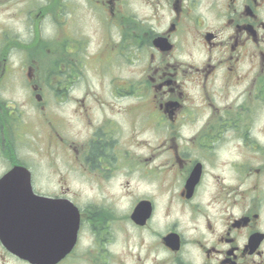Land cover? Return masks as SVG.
<instances>
[{
	"label": "flooded vegetation",
	"instance_id": "1",
	"mask_svg": "<svg viewBox=\"0 0 264 264\" xmlns=\"http://www.w3.org/2000/svg\"><path fill=\"white\" fill-rule=\"evenodd\" d=\"M88 79L107 90L76 95ZM263 112L264 0H0V178L25 167L75 205L69 264H264ZM29 134L120 201L78 198L68 173L37 185Z\"/></svg>",
	"mask_w": 264,
	"mask_h": 264
},
{
	"label": "water",
	"instance_id": "2",
	"mask_svg": "<svg viewBox=\"0 0 264 264\" xmlns=\"http://www.w3.org/2000/svg\"><path fill=\"white\" fill-rule=\"evenodd\" d=\"M23 172L27 171L15 168L0 181V188L4 193L8 190L9 199H12H0V240L8 251L31 264H54L70 247L73 238L70 232L74 227L70 217L66 224L63 223L62 211L66 209L32 195ZM15 180L18 186L13 188L10 184ZM19 188V193L14 195ZM17 196L18 199H13ZM9 205L12 206L8 208ZM47 230H63V240L45 241L52 236L42 233Z\"/></svg>",
	"mask_w": 264,
	"mask_h": 264
},
{
	"label": "rangeland",
	"instance_id": "3",
	"mask_svg": "<svg viewBox=\"0 0 264 264\" xmlns=\"http://www.w3.org/2000/svg\"><path fill=\"white\" fill-rule=\"evenodd\" d=\"M16 3L12 2V8L10 10L11 13L17 12L16 11ZM18 9V8H17ZM128 76V74L124 73V77ZM98 80L96 79H88V80H83L82 84L79 86L78 94H82L84 91H89L93 93L94 88L97 86ZM101 88L96 87V93L99 92ZM125 105H130L132 104L131 101H124ZM52 107V104L50 106V109ZM49 109V111H50ZM261 118L264 119V112L261 114ZM125 120V117H124ZM125 123V122H124ZM125 125H128L125 123L123 125V133L121 135V139L123 142L126 143L129 133L131 132L128 127ZM73 131H76V140L83 138L84 137V130L79 123H76L75 129ZM136 136H140L141 134H137V130L133 132ZM143 135V134H142ZM161 136H159L160 138ZM143 138H147V142H151L154 138L153 136H148V135H143L142 137H139L140 140ZM28 151H27V162L32 164L34 167V173L36 176V182L37 185H40L43 189H52V187L55 185V180H56V174L57 172L60 174H67L68 173V181H67V186L73 190L76 191L78 194L81 195V199L83 200H96L98 203H101L103 198H110L114 196V199H118L121 197L120 195V184L122 182L120 181H115L114 179L111 180L110 182L108 181L107 183L103 181V179L99 176L98 173H89L88 170H84V175L79 174V170L77 172L71 171L68 172L65 170L64 167L56 160L53 162V157L49 155V158H45L46 154H44V149L43 151H36V148H44V144L40 143H35V139L33 136L30 134L28 135ZM138 150V149H137ZM142 149L138 151V153H142ZM38 153V154H36ZM45 156V157H44ZM1 171V168H0ZM92 174V175H91ZM97 174V175H96ZM94 177L95 179H92ZM38 179V180H37ZM124 181V180H123ZM133 186H136L137 183L139 184L140 189H144L145 183L143 182H138L135 179H131L130 181ZM120 201V199H118ZM1 255V253H0ZM3 258V260H2ZM0 264H18L16 261L10 259L7 256L2 255L0 257ZM69 264V263H67ZM74 264V263H73Z\"/></svg>",
	"mask_w": 264,
	"mask_h": 264
},
{
	"label": "trees",
	"instance_id": "4",
	"mask_svg": "<svg viewBox=\"0 0 264 264\" xmlns=\"http://www.w3.org/2000/svg\"><path fill=\"white\" fill-rule=\"evenodd\" d=\"M98 150H99V148H94V150H93V151H94V152H96V151H98Z\"/></svg>",
	"mask_w": 264,
	"mask_h": 264
}]
</instances>
